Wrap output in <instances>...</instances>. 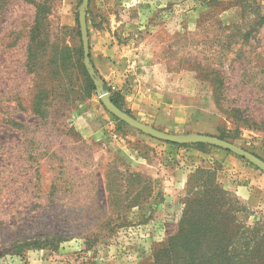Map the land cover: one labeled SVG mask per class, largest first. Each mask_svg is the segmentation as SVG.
I'll list each match as a JSON object with an SVG mask.
<instances>
[{
	"label": "rangeland",
	"instance_id": "rangeland-1",
	"mask_svg": "<svg viewBox=\"0 0 264 264\" xmlns=\"http://www.w3.org/2000/svg\"><path fill=\"white\" fill-rule=\"evenodd\" d=\"M43 1L53 7L49 32L34 44L46 50L28 52L35 5ZM203 1L89 0L92 64L139 122L169 134L223 137L264 161V23L256 21L246 45H234L221 31L252 25L249 9L242 0ZM81 2L0 0V264H186L168 252L187 200L204 195L195 187H211L197 169L214 171V183L229 194L222 198L249 212L248 226L264 225L260 170L238 159L229 173L205 151L120 129L96 93H87L71 64ZM257 2L264 15V0ZM150 68L165 75L192 124L177 125L169 114L137 119L126 106L133 78ZM202 69H215L222 82ZM244 184L248 199L236 191ZM214 206L207 201L204 213ZM36 240L55 247L22 248Z\"/></svg>",
	"mask_w": 264,
	"mask_h": 264
},
{
	"label": "trees",
	"instance_id": "trees-1",
	"mask_svg": "<svg viewBox=\"0 0 264 264\" xmlns=\"http://www.w3.org/2000/svg\"><path fill=\"white\" fill-rule=\"evenodd\" d=\"M258 0H242L240 3L244 4V8L249 9L253 17V24H244L243 27H234L233 29L223 28L221 32H228L232 34L229 39H235L234 45L240 42V46L246 45L252 36L255 34V24L256 21L264 23V15L259 14L260 4ZM219 0H209L208 2L203 1L202 4L209 7L212 3L219 4ZM52 5H47L46 1L37 3L35 5V11L33 14V24L28 31V36L30 37V44L27 47L28 52H35L38 49L45 47L43 45L40 47L38 44H34L35 36H39L42 33L48 36L49 30L47 18L51 15ZM245 12V11H244ZM87 14V13H86ZM250 20V21H252ZM236 35L234 34V32ZM73 32L77 39V45L72 49V57L75 58L73 63H71L84 77V88L88 94L95 92V88L92 83V78L88 75L86 69L83 65V49L82 42L79 32L78 21L76 22ZM45 48L42 52H45ZM65 49H61L63 51ZM90 64L94 70V78L101 79L97 75L90 55ZM203 74H208L217 83L222 82L221 78L218 79L220 73L213 70L202 69ZM103 90L107 91L110 95L111 102L118 107L121 111L125 112L127 115L133 117L131 113L124 109V102L122 97L118 93H113L106 84L101 82ZM221 87H216L214 93L216 96H220L223 91ZM220 110V109H219ZM237 111L239 109H231ZM116 122H118V127L120 129L129 128L125 123L118 121L115 117H112ZM221 140H225L223 137H217ZM228 142V141H227ZM165 143V142H164ZM230 143V142H229ZM171 146L177 147H191L198 151H204L207 149H219L212 146H207L203 144L196 145H177L171 143H165ZM222 150V149H219ZM224 151V150H222ZM230 155H233L227 151H224ZM236 157L235 155H233ZM257 157V156H256ZM243 162L245 160L236 157ZM259 158V157H257ZM260 159V158H259ZM263 161V160H262ZM213 170L208 169H197L195 175H204L209 182H211V187L208 186L209 190L205 188V185H198L195 190L202 188L204 193L203 197H199L196 194L195 198L188 201L186 208L182 211V215L179 221V231L176 236L170 239L171 244L169 246L170 251L168 253L172 255L182 254L183 259H186V264H264V225L256 222L252 225H247V218L249 212L244 208L240 207L238 201L233 197L232 200H226L222 197H227L229 194L222 192L217 184L214 183L215 176L212 173ZM214 172V171H213ZM214 196H213V195ZM210 196V200L206 199ZM214 204L212 207L213 214L204 213V207L206 202ZM221 203V204H220ZM228 203V204H227ZM227 204V205H226ZM193 207V213H190V208ZM198 209L197 212L194 209ZM54 240H36L32 242H26L22 248L38 249L46 248L47 246L51 248L55 247Z\"/></svg>",
	"mask_w": 264,
	"mask_h": 264
},
{
	"label": "crops",
	"instance_id": "crops-1",
	"mask_svg": "<svg viewBox=\"0 0 264 264\" xmlns=\"http://www.w3.org/2000/svg\"><path fill=\"white\" fill-rule=\"evenodd\" d=\"M141 74L133 78L132 90L124 97L126 106L136 114L137 119L150 118L151 114L158 113L173 116V122L175 121L177 125L192 124L194 119L189 120L191 110L180 101L178 102L176 96L168 93L169 86L164 74H158L154 68ZM204 151L212 157L213 162H220L227 168L229 173L240 164L236 157L222 150L207 149ZM198 155L201 156L199 153ZM236 191L242 199H248L249 194L246 192L245 184L237 187Z\"/></svg>",
	"mask_w": 264,
	"mask_h": 264
},
{
	"label": "water",
	"instance_id": "water-1",
	"mask_svg": "<svg viewBox=\"0 0 264 264\" xmlns=\"http://www.w3.org/2000/svg\"><path fill=\"white\" fill-rule=\"evenodd\" d=\"M88 1L89 0H82L81 8L78 12V26H79V32L82 42V49H83V65L88 75L92 78V83L95 88V93L98 96L100 103L108 113H110L118 121L125 123L128 127L158 141L177 144V145L203 144L207 146L216 147L247 161L252 166H254L262 173H264V161L257 158L255 155L227 141L209 135H201V134L182 135V134H169L166 132H162L147 124L139 122L135 118L127 115L125 112L121 111L118 107H116L111 102L109 93L103 90L101 81L98 80L97 78H94V70L90 64L88 37H87V29H86V21H85V13H86L85 11L88 6Z\"/></svg>",
	"mask_w": 264,
	"mask_h": 264
}]
</instances>
